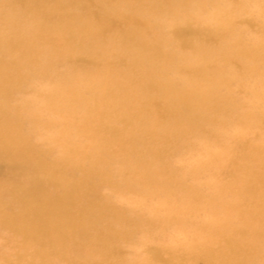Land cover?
Masks as SVG:
<instances>
[{"label":"bare ground","instance_id":"6f19581e","mask_svg":"<svg viewBox=\"0 0 264 264\" xmlns=\"http://www.w3.org/2000/svg\"><path fill=\"white\" fill-rule=\"evenodd\" d=\"M46 1L30 14L38 50L7 36L18 63L67 77L26 99L28 119L13 102L24 72L0 45V264H264V138L250 139L264 127V0H122L95 20L77 1ZM98 28L120 42L86 43ZM62 40L90 54L64 57ZM80 188L91 192L71 214Z\"/></svg>","mask_w":264,"mask_h":264},{"label":"rangeland","instance_id":"374dc122","mask_svg":"<svg viewBox=\"0 0 264 264\" xmlns=\"http://www.w3.org/2000/svg\"><path fill=\"white\" fill-rule=\"evenodd\" d=\"M72 1V0H71ZM80 6L86 7V13H87V19L89 20H95L98 15L103 16V13L107 15L109 18H115L117 17V12L121 11L123 8L122 0H73V2H76ZM47 4V5H46ZM55 3L53 2H47L46 0H33V2H28V0H0V26L3 25L2 30L0 31V45L3 47V49H6L9 51L10 55L13 56L12 59L9 61L8 68H13L14 66H18L20 70L24 72V79L21 80V83L26 84L25 87L17 90L13 98V102H17L21 105L20 110V117L21 118H29L33 111H37L35 108H32L31 106L26 105L29 100L33 99L34 93L36 95V92L38 89H41L44 87L47 83H53L57 84L59 82H63V79L67 78L66 76H62L61 74L52 73L49 78L44 77L43 73L47 72L49 68L47 66H44L42 62H38L35 66L29 67L28 65L18 63V57L21 54L20 50H16L15 53L12 51L10 45L8 44V41L10 38H7V36L11 33H19L21 34V37L23 41L27 43L26 51L27 52H34L38 50L39 46H42V44L38 41V34L40 33L38 31L39 25H37V18L35 16L30 15L32 9L35 8H43L44 6L53 7ZM41 10L40 12H42ZM189 11H191L189 9ZM60 12L66 15H72L75 18L81 19L78 20V24H81L82 21H84L85 17L80 9H73L71 6L63 5L60 9ZM30 15V16H27ZM96 16V17H95ZM195 16L194 14L191 15V19H193ZM77 24V25H78ZM143 27V26H142ZM144 31H151V29L146 28V25L144 26ZM254 29L256 30L257 27L255 26ZM179 33L183 34L185 36L186 42L191 43L193 42H199L197 41V38L195 37L194 40H191L188 35L189 31L185 29L182 25H177L176 28ZM170 31V30H169ZM103 31L101 29H97L94 33H88L86 35V43H91L94 46H98L99 48H102L106 45H111V41L113 42H120L119 35L116 34L115 31L108 32L106 37L101 38V40L98 37V33H102ZM174 32V29H171V33ZM210 41V40H209ZM201 43V41H200ZM15 43L13 42V45ZM60 48L63 51V56H70L76 61L80 60L82 58V55H88L90 52H86L84 50V46L81 47L74 41V40H62L60 43ZM135 50H139L137 47H133ZM176 49L179 50L178 46L176 45ZM218 46L215 43L209 44V52L210 53H217L219 51ZM206 52H208V48H206ZM54 57L62 59L58 55H54ZM65 67L69 68L74 75H78L79 71L74 69L71 65H66ZM51 76H54L51 78ZM68 77L71 79V82L73 81V76L68 75ZM20 83V84H21ZM19 84V85H20ZM77 84L79 87L84 88L85 86H89V84H86L84 81H77ZM124 84V83H123ZM18 85V86H19ZM17 86V87H18ZM16 88V87H15ZM12 89V92L14 89ZM27 89L24 93H20L22 90ZM53 92V89L51 90ZM84 98L83 101L91 99L93 94L88 93L87 91L84 92ZM62 115L63 118H67L66 113H57ZM60 116H54L46 114L45 117L42 119L43 121L49 122L51 119H53V122L59 123L60 119L62 118ZM105 120H108V118H105ZM258 135L253 134L254 130H252V134L256 137H251L252 134L247 133V137H251L250 139L255 140L256 138H264V127H257ZM75 134V131L73 135ZM258 140V139H256ZM86 142L90 143V140H87ZM73 143V150L77 151L79 150L78 147ZM179 148V145H178ZM181 148V147H180ZM190 150V149H189ZM91 153L98 156V154L101 156V162L99 164H103L107 162L110 158L107 155V151H99L98 148H91ZM104 154V155H102ZM57 155H52L49 157V160H57ZM59 157V156H58ZM79 160V159H78ZM59 159L56 161L58 162ZM86 166H88L86 164ZM78 177H82V172L76 170ZM94 171L91 169L89 175V178H92L91 173ZM93 174V173H92ZM86 175V174H85ZM63 178H70L68 175H63ZM54 181V180H53ZM46 184L48 188V193L50 194H62L64 192L63 187H60L58 185H52L50 183V179L46 178ZM62 184V181L60 182ZM62 186V185H61ZM69 191H73L70 187H68ZM77 190V189H76ZM79 195L81 197V201L77 202L75 206L70 208L69 212L71 214H75V212L79 211L80 208L83 207V204L86 203V197L90 194V190L88 188L85 189H79ZM71 195V194H70ZM15 206V205H14ZM18 207H15L14 209H17ZM75 233V231H73ZM38 243V242H37ZM40 247V243L34 244L30 246L31 251L35 250L36 248ZM196 264H206V260L203 257H199L196 261Z\"/></svg>","mask_w":264,"mask_h":264}]
</instances>
